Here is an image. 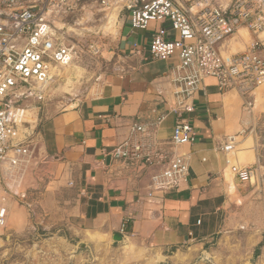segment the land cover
Segmentation results:
<instances>
[{
    "label": "crops",
    "instance_id": "1",
    "mask_svg": "<svg viewBox=\"0 0 264 264\" xmlns=\"http://www.w3.org/2000/svg\"><path fill=\"white\" fill-rule=\"evenodd\" d=\"M219 1L224 8L232 2ZM121 17L114 60L101 81L79 99L49 105L41 119L39 111L26 110L24 138L38 148L40 166L57 169L55 177L75 189L70 226L83 236L93 234L105 242L125 227L124 233L136 241H149L161 250L202 243L221 233L236 194L243 198L231 157L221 146L243 130L264 127V85L251 99V109L237 92H222L213 78L191 89L182 80L186 72L177 70V56L161 61L149 52L160 24L133 30L125 14L118 13V20ZM162 26L169 38L177 37L169 22ZM253 39L242 28L222 41L220 50L224 56L242 53ZM186 98L194 112L184 117L195 138L176 151L189 164L188 181L179 191L152 193L151 177L161 168L143 172L136 181L113 152L129 136L131 125L143 123L153 125L159 148L173 153L175 109ZM240 138L233 163L252 167L259 160L253 140L247 135Z\"/></svg>",
    "mask_w": 264,
    "mask_h": 264
},
{
    "label": "built area",
    "instance_id": "2",
    "mask_svg": "<svg viewBox=\"0 0 264 264\" xmlns=\"http://www.w3.org/2000/svg\"><path fill=\"white\" fill-rule=\"evenodd\" d=\"M92 5L98 14H125L133 30L145 31L159 23L149 45L153 59L177 56V70L186 72L182 80L189 88L213 78L222 92H237L251 109V99L264 85V0H232L227 8L219 0H96ZM92 5L85 0H0V180L12 178L14 170L28 165L33 154L22 131L26 109L20 103L44 100L55 68L68 67L75 59L76 46L59 36L56 24ZM165 22L176 38H169L162 26ZM242 28L253 35L251 44L242 53L224 56L220 43ZM84 30L95 37L104 34L102 29ZM175 111L173 153H164L153 139V125L143 123L131 125L129 136L113 152L136 181L143 172L161 168L151 177L152 193L179 191L190 175L186 158L176 148L194 141L192 126L184 117L194 112V106L186 98ZM247 134L243 130L232 135L221 146L230 155L231 171L241 184L251 183L256 175L254 166L233 163L239 137ZM8 217V193L0 192V229L6 227Z\"/></svg>",
    "mask_w": 264,
    "mask_h": 264
},
{
    "label": "rangeland",
    "instance_id": "3",
    "mask_svg": "<svg viewBox=\"0 0 264 264\" xmlns=\"http://www.w3.org/2000/svg\"><path fill=\"white\" fill-rule=\"evenodd\" d=\"M85 1L92 5L96 0ZM96 10L92 5L58 21L59 36L76 46L75 59L67 67L69 75L55 72L44 88V100H25L21 108L39 111L41 119L49 105L87 95L108 72L123 17L111 22L116 11L98 14ZM105 14H109L107 19ZM101 25L107 32L98 37L84 30L97 31ZM247 136L259 159L254 165L256 175L251 183H238L243 198L236 194L221 233L202 243L166 250L149 241H136L128 233H120L122 241L112 237L102 242L96 235L83 236L71 228L77 193L55 177L57 169L40 166L38 148H33L28 165L14 170L12 178L0 180V192L8 193L9 206L6 227L0 229V264H264V127L248 131Z\"/></svg>",
    "mask_w": 264,
    "mask_h": 264
},
{
    "label": "bare ground",
    "instance_id": "4",
    "mask_svg": "<svg viewBox=\"0 0 264 264\" xmlns=\"http://www.w3.org/2000/svg\"><path fill=\"white\" fill-rule=\"evenodd\" d=\"M110 19H111V22L117 21V19H118V13L116 12V13L112 14V16L110 17ZM55 72L58 73L59 76H61V75H69V69L67 67H64V68L57 67L54 70V73Z\"/></svg>",
    "mask_w": 264,
    "mask_h": 264
},
{
    "label": "water",
    "instance_id": "5",
    "mask_svg": "<svg viewBox=\"0 0 264 264\" xmlns=\"http://www.w3.org/2000/svg\"><path fill=\"white\" fill-rule=\"evenodd\" d=\"M113 240L114 241H122L123 240V237L120 235V234H116L113 236Z\"/></svg>",
    "mask_w": 264,
    "mask_h": 264
}]
</instances>
